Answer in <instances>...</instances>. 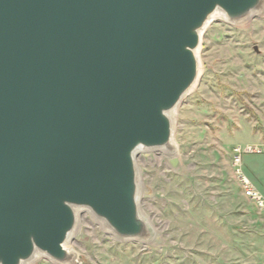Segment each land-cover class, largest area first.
<instances>
[{"label": "water", "instance_id": "1", "mask_svg": "<svg viewBox=\"0 0 264 264\" xmlns=\"http://www.w3.org/2000/svg\"><path fill=\"white\" fill-rule=\"evenodd\" d=\"M263 11L264 0H0V264L73 263L81 210L149 242L136 157L175 153L210 16Z\"/></svg>", "mask_w": 264, "mask_h": 264}, {"label": "rangeland", "instance_id": "2", "mask_svg": "<svg viewBox=\"0 0 264 264\" xmlns=\"http://www.w3.org/2000/svg\"><path fill=\"white\" fill-rule=\"evenodd\" d=\"M198 63L196 85L174 114L175 153L135 160L152 239L119 240L81 210L67 245L71 264H264V220L232 167L233 146L264 127V11L244 24L215 20Z\"/></svg>", "mask_w": 264, "mask_h": 264}, {"label": "built area", "instance_id": "3", "mask_svg": "<svg viewBox=\"0 0 264 264\" xmlns=\"http://www.w3.org/2000/svg\"><path fill=\"white\" fill-rule=\"evenodd\" d=\"M264 156V143L238 144L232 149V167L244 196L256 207L264 220V196L255 188L243 171V159Z\"/></svg>", "mask_w": 264, "mask_h": 264}, {"label": "crops", "instance_id": "4", "mask_svg": "<svg viewBox=\"0 0 264 264\" xmlns=\"http://www.w3.org/2000/svg\"><path fill=\"white\" fill-rule=\"evenodd\" d=\"M251 137L250 139L243 140L240 144L264 143V127L262 126L261 129L256 130L255 134ZM243 171L255 188L264 196V156H250L244 158Z\"/></svg>", "mask_w": 264, "mask_h": 264}, {"label": "bare ground", "instance_id": "5", "mask_svg": "<svg viewBox=\"0 0 264 264\" xmlns=\"http://www.w3.org/2000/svg\"><path fill=\"white\" fill-rule=\"evenodd\" d=\"M215 20H223V21H226L225 20V17L220 14V13H217L215 12L213 15L210 16V18L208 19L205 27H204V30H203V33L205 32V30L209 27L210 24H212ZM248 20L244 21V22H241L240 24H244L246 23ZM193 89V88H192ZM173 143V142H172ZM174 145V143H173ZM65 248L67 249V246H65ZM68 250V249H67ZM69 251V250H68ZM42 258V255L40 254H37L33 259L32 261L30 262V264H33L35 262H37L38 260H40ZM75 261V260H74Z\"/></svg>", "mask_w": 264, "mask_h": 264}]
</instances>
